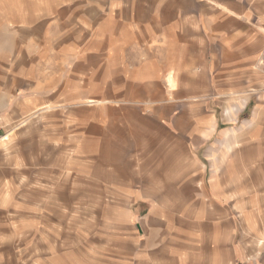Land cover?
Masks as SVG:
<instances>
[{
	"label": "rangeland",
	"instance_id": "1",
	"mask_svg": "<svg viewBox=\"0 0 264 264\" xmlns=\"http://www.w3.org/2000/svg\"><path fill=\"white\" fill-rule=\"evenodd\" d=\"M50 13L41 35L6 54L19 82L0 85V123L35 164L66 172L41 196L30 197L27 180L0 197V264H154L155 254L162 264H264V174L249 172L256 151L228 157L238 165L214 189L227 205L210 208L203 195L213 182L192 186L205 171L186 132L226 104L196 96L219 83L198 67L259 65L264 0H83ZM171 131L179 139L170 146ZM143 168L162 193L150 198L158 222L142 226L133 185Z\"/></svg>",
	"mask_w": 264,
	"mask_h": 264
},
{
	"label": "crops",
	"instance_id": "2",
	"mask_svg": "<svg viewBox=\"0 0 264 264\" xmlns=\"http://www.w3.org/2000/svg\"><path fill=\"white\" fill-rule=\"evenodd\" d=\"M83 0H0V85L8 82L18 83L15 80L16 66L13 63L14 57L7 60V53H17L18 48L22 52V38L41 35V30L45 28L44 22L49 27L51 21L50 6L76 5ZM92 2V1H90ZM67 9H61L59 17L67 14ZM7 38L1 41V38ZM18 46L8 48L5 42L14 40ZM264 49L262 59L259 63L247 60L245 63L230 64L228 62L207 63L198 67V76L205 79L214 73L219 83L213 85H203L197 89V95L218 96L225 99L223 113L218 114L213 109L205 116L202 124L187 129L188 145L193 150L200 163L204 167L203 178L193 176L192 186L195 188V182L203 180L204 182H213L208 195H203L204 204L210 208L226 207L227 202L222 198V194L215 189L218 181L226 180L227 167L231 164L238 165L237 158L228 162V157L240 148L251 147L256 151V157L252 159L253 165L249 172L264 174ZM10 79V81L8 80ZM25 84H34L31 80L24 81ZM49 91V89H48ZM236 97V98H234ZM196 98V97H193ZM234 98V100H230ZM6 96L0 97V100H7ZM230 101H234L230 103ZM224 102V103H225ZM221 105V104H220ZM221 107V106H220ZM178 129V125L175 126ZM192 128V130H190ZM6 133V131H5ZM169 134V135H168ZM167 135L169 137H167ZM0 139V197L15 195L9 193L8 189L22 188L25 181L30 180V197L41 196L47 186L55 185L60 178V173L66 172L63 166L51 164L40 166L30 160L29 148H23L20 151L15 142H6ZM178 132H167L165 141L167 144L176 145L178 143ZM259 150L261 156H259ZM217 154H215V152ZM194 162V159H192ZM32 163V164H30ZM39 165L40 167L36 166ZM147 168L138 169L139 183L134 186L138 192L134 195L145 203L144 214H139V225H145L148 219L154 218L157 203H151L154 197L160 196L161 187L156 183L147 182L157 181L156 176L151 173L145 174ZM150 177V178H147ZM241 178V177H240ZM263 179L262 177H257ZM168 179V178H167ZM172 179V178H170ZM60 181V180H59ZM14 183V185L12 184ZM131 181L128 183V191H131ZM14 186V187H13ZM127 186V184L125 185ZM129 195L131 193H128ZM152 198V200L150 199ZM155 200V199H154ZM1 205V202H0ZM2 212H5L1 209ZM158 222V221H157ZM154 264H162V261L155 254L150 259ZM168 264V263H167Z\"/></svg>",
	"mask_w": 264,
	"mask_h": 264
},
{
	"label": "built area",
	"instance_id": "3",
	"mask_svg": "<svg viewBox=\"0 0 264 264\" xmlns=\"http://www.w3.org/2000/svg\"><path fill=\"white\" fill-rule=\"evenodd\" d=\"M263 60H264V58H263ZM0 139L6 140L5 127L2 123H0Z\"/></svg>",
	"mask_w": 264,
	"mask_h": 264
}]
</instances>
